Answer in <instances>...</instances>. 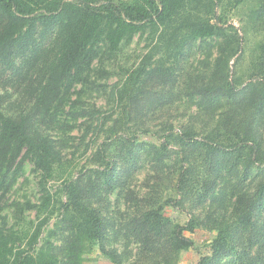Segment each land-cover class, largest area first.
Here are the masks:
<instances>
[{
  "label": "trees",
  "instance_id": "16d2710c",
  "mask_svg": "<svg viewBox=\"0 0 264 264\" xmlns=\"http://www.w3.org/2000/svg\"><path fill=\"white\" fill-rule=\"evenodd\" d=\"M249 1L251 24L264 29V0L228 5ZM223 3L0 0V264H86L97 246L112 264H179L184 253L198 250L187 234L199 229L214 237L197 264H264V41L248 81L232 78L244 38L229 35L218 15ZM147 34L148 53L112 91L121 108L114 119V112L91 103L89 92L109 76L108 59ZM199 41L216 42L219 54L207 74H193L188 96L212 127L201 135L188 125L175 133L172 126L154 142L123 135L175 86V64ZM82 126V142L91 140L86 153L103 132L109 135L93 163L65 172L54 191L65 144L52 131L68 135ZM173 143L179 150L170 149ZM141 156L154 175L142 198L127 191L135 207L117 226L105 202L124 190ZM27 163L39 179V201L10 202ZM168 171L175 193L161 201V174ZM199 207L205 210L194 212ZM167 208L186 210L190 218L178 222ZM31 211L37 222L26 227ZM112 231L121 250L107 247Z\"/></svg>",
  "mask_w": 264,
  "mask_h": 264
},
{
  "label": "rangeland",
  "instance_id": "374dc122",
  "mask_svg": "<svg viewBox=\"0 0 264 264\" xmlns=\"http://www.w3.org/2000/svg\"><path fill=\"white\" fill-rule=\"evenodd\" d=\"M232 0H224L223 5L218 8V15H223L225 20V27L230 28L229 35L237 33L240 37H243L242 49L239 58L233 59L231 62V76L237 78L241 83L247 82L250 74L254 71V67L257 65L258 46L264 41V29L259 26L256 27L251 24L250 7L251 2L234 8L228 5ZM228 5V6H226ZM234 27V28H231ZM147 35L140 37L137 35L134 41L130 45L123 46L122 50L108 59L107 70L110 73L108 77H100L96 90L89 92V100L91 103L96 104L99 109L103 110L106 114L115 113L114 119L120 117L121 108L117 105V101L113 97V90L117 85H120L126 78V71L135 68L142 57L148 53V40ZM208 42L199 41L195 46L188 48L184 52V56L180 58L178 64H175L176 83L173 88H168L163 94L164 99L156 106L150 104L144 116L141 120L136 121V125H130L126 128V132L123 134L127 137L136 136V140L141 142H154L156 137L161 138L169 131L170 127L175 128V133L184 129L187 125L196 129L201 135L206 134L207 130L212 127L213 123L208 119L206 122V116L204 113H199L196 105L193 104V100L188 96L189 88L188 82L193 80V74H207L213 65L214 59L218 56L216 42L209 43L213 47L207 45ZM175 58L173 60H178ZM113 121L110 123L112 125ZM211 123V124H210ZM109 126V127H110ZM263 138H264V125H261ZM85 127H78L70 134H64L60 129L52 131L53 136L58 140L63 138L65 144L64 152V170L59 174L58 179L52 182V190H56L62 183L63 179L67 176L65 172L77 173L84 166L93 163V156L97 152L100 145L107 139V132H103L98 138V141L90 147L88 153L85 152L88 142H91L90 138L82 142V136ZM108 128H106L107 130ZM173 151L179 150V147L173 143L170 147ZM142 160L138 161V168L133 170L132 174L126 178V185L124 190H118L111 195L105 202V207L110 211V216L115 219V224L120 226L123 220L129 215H132L131 211L135 206L133 202H130L127 198V191L131 190L135 194H138L142 198L148 191L147 181L150 175H154L150 169L148 163L143 165L144 156H141ZM176 157L170 160L171 169L176 162ZM132 162V161H131ZM173 163V164H172ZM173 170V169H172ZM168 171L166 175L161 174L163 178L160 181V193L161 201L166 198L167 195H174V176ZM175 173V170L173 174ZM38 176L33 172V165L27 163L24 168L23 174L20 176L17 185L8 196V200L25 202L27 200L37 203L40 197V191L38 187ZM157 183L155 180H151L150 184ZM159 183V182H158ZM121 191V192H120ZM139 198V201L141 199ZM208 204V203H206ZM205 208H196L194 212H203ZM6 213L12 215V211L8 210ZM167 215L174 220L185 224L189 220V214L186 210L167 208ZM26 221L23 225L30 226V222H37L36 211L25 213ZM56 218L52 219L48 225L47 230L52 229L55 224ZM193 238L197 244L198 250H191L184 253L183 258L179 264H197L202 254L207 252V244L212 240L214 234L209 231L199 229L195 234H187ZM110 238L107 243L108 249L121 250L120 243L116 240L115 231L110 233ZM86 264H112L110 260L103 256L99 246L95 247L94 253L88 257Z\"/></svg>",
  "mask_w": 264,
  "mask_h": 264
}]
</instances>
